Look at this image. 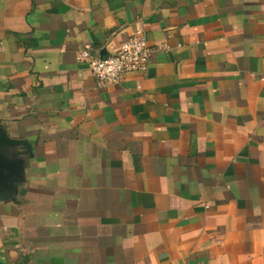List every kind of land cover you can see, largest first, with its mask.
Instances as JSON below:
<instances>
[{"label": "crops", "instance_id": "crops-1", "mask_svg": "<svg viewBox=\"0 0 264 264\" xmlns=\"http://www.w3.org/2000/svg\"><path fill=\"white\" fill-rule=\"evenodd\" d=\"M0 125L33 153L0 264H264V0H0Z\"/></svg>", "mask_w": 264, "mask_h": 264}, {"label": "built area", "instance_id": "built-area-1", "mask_svg": "<svg viewBox=\"0 0 264 264\" xmlns=\"http://www.w3.org/2000/svg\"><path fill=\"white\" fill-rule=\"evenodd\" d=\"M152 47L140 31L121 42L114 52L99 57H88L91 73L99 86L119 82L127 74L142 73L147 69Z\"/></svg>", "mask_w": 264, "mask_h": 264}, {"label": "water", "instance_id": "water-1", "mask_svg": "<svg viewBox=\"0 0 264 264\" xmlns=\"http://www.w3.org/2000/svg\"><path fill=\"white\" fill-rule=\"evenodd\" d=\"M33 155L26 139L13 138L0 125V202H15L23 182L25 159Z\"/></svg>", "mask_w": 264, "mask_h": 264}]
</instances>
